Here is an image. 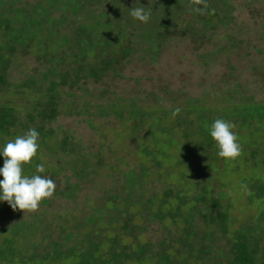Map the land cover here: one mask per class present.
Instances as JSON below:
<instances>
[{"label": "rangeland", "instance_id": "374dc122", "mask_svg": "<svg viewBox=\"0 0 264 264\" xmlns=\"http://www.w3.org/2000/svg\"><path fill=\"white\" fill-rule=\"evenodd\" d=\"M14 1L27 9L41 2ZM87 4L83 18L71 16L62 23V11L53 13L55 30L71 34L94 12L102 23L110 21L108 36L117 32L109 50L111 54L118 53L117 73L111 70L98 83L90 80L87 90L76 91L77 96H63L62 113L56 121L46 124L53 140L50 145L40 146L38 157L34 158L39 161L35 175L32 170L22 169L12 194L0 196V244L8 235L5 229L21 221H37L39 230L33 233L27 229L29 235L25 230V236L16 237L18 252L32 254V243H37L41 257L52 251L54 242H61L66 248L78 245L70 252L76 257V253L93 250L95 242H101L100 247L105 250L109 234L120 235L118 246L127 245L132 251L137 250L135 244L140 240L157 249L163 239L177 237L179 229L173 223L166 227L163 221L152 219L143 200L150 199L153 192L159 199L165 189H182L186 178L179 173L180 168L162 166L160 171L159 165L152 167L144 175L148 180L142 179L134 190L132 203H125L129 177L139 180L144 163L148 168L152 166L145 148L162 153L174 165L173 160L185 152V147L165 139L154 148L160 127L169 128L191 152L185 155L190 198L209 186L215 197L221 192L226 194L224 202L232 204L236 227L251 218L258 219L264 211V200H257L253 206L246 194L249 183L264 176V117L246 124L245 117L232 113L234 108L242 109L241 101L264 105V0H95ZM206 20L210 22L205 23ZM43 44L33 42L30 48L15 52L8 68L12 85L0 92V104L32 108V93H18L22 87L16 86L35 69L49 66V56L41 54L45 50ZM60 51L50 48L49 55L60 53L59 57ZM141 110L146 113L137 117ZM197 110L218 116L220 124L226 121L221 125L222 138L232 135H227L231 136V143L226 149L229 159L225 170L226 163L217 159L221 172L206 171L207 167L201 165L213 160L214 151L207 148L206 158L199 159L202 152L196 147L202 141L195 132H206L209 125L201 124ZM15 131L18 137L10 135L6 142L0 141V155L30 152L25 131ZM184 132L190 136L182 137ZM65 138L73 150L81 152V157L57 150L56 145ZM26 154L23 158L30 161ZM190 165L197 174L191 172ZM83 168L85 174H80ZM195 182L202 184L192 187ZM71 183L77 184V192L67 197L63 191ZM45 184L52 185L46 192ZM113 196L117 197L115 203L111 202ZM159 203L160 200L156 204ZM98 214L99 218L90 220ZM199 218L196 217V224L203 226ZM127 220L129 230L121 229ZM263 224L259 229L264 236ZM112 227L118 230H110ZM171 249L176 250L177 246Z\"/></svg>", "mask_w": 264, "mask_h": 264}, {"label": "trees", "instance_id": "16d2710c", "mask_svg": "<svg viewBox=\"0 0 264 264\" xmlns=\"http://www.w3.org/2000/svg\"><path fill=\"white\" fill-rule=\"evenodd\" d=\"M94 1L41 0L34 8L27 9L19 4L16 5L14 0H0V92L6 91L12 85L8 68L19 48H30L33 42L44 43L45 50L41 51V54L46 57L49 56L50 60L48 67L44 70L35 69L25 81L16 86L17 88L22 87L18 93H32L31 99L34 102L32 108L24 110L9 103L0 104V141H5L6 137L10 135L18 137L15 129L22 128L30 148V152L27 154L21 151L0 155V196L12 194L15 186H17L16 178L22 169L30 172L37 170L39 161L34 158L38 157L42 144L50 145L53 140L51 137L52 130L47 129L46 124L56 121L62 113L63 96H77L76 91L87 90V84L90 80L93 83H98L111 70L117 73L118 53L117 51L112 54L109 53V50L113 48L112 40H115L117 32H114L112 37L108 36L111 28L110 21L102 23L99 16L94 12L92 16L86 17L85 21L83 20L76 28L72 29L71 34H59L55 30L56 19H53V13L62 11L59 20L62 23L71 16L83 18L85 16L84 11H87V3ZM214 14L215 12L212 13V16H215ZM103 15L101 14V16ZM209 22L210 20L205 21V23ZM102 28L104 29L100 30ZM50 48L60 49L61 55L57 57L60 53H53V57L50 56ZM125 50L127 53L131 52L129 49ZM239 103L242 105V109L234 108L232 116L245 117L244 122L246 121V124L251 123L252 119L257 120V118L264 117L263 104L257 106L254 104V106L252 103L242 101ZM145 113L141 110L140 113H137V117ZM197 113L201 124L207 123L209 125L206 132L197 131L200 129L195 132V135L199 136L202 141L199 147H196V151L202 152L199 159L206 158L207 150L209 151L207 148L214 151L213 160L210 163H200L203 167H207L206 171L214 169L221 172L222 168L218 165L217 159L220 158L226 163L225 170L227 159H229L226 149L231 143L232 135L226 134V137L222 138L224 131L221 125L226 121L220 124L218 116H209L207 112L201 110ZM135 114L136 112H133V115ZM220 119L222 122L223 118L220 117ZM13 129L14 133H12ZM159 130V139L153 142L155 143L154 148L161 139H165L166 142L169 140L185 147V152L184 154L181 152L180 157L173 160L176 161L174 165L172 160H169L162 153L156 154L155 149L150 151V148V150L145 148V155L150 159L149 163L152 166L148 168L144 163L141 175L138 174L139 180L132 176L129 177L127 185L130 191L128 189V199H125V203L127 205L132 203L131 198H134L136 194L134 190L137 191L142 179L148 180L144 175L152 167L159 165L160 171H163L162 166L180 168L179 173L186 178L182 189H177L178 187L165 189L163 194L159 195L161 197L159 199L153 192L150 199L143 200L147 204L148 210L151 211L152 219L163 221L166 227L169 226V223H173L179 229L177 237L163 239L157 249L154 248L153 244L144 243L140 240L135 244V246L138 245L137 250H133V252L127 245L118 246L120 235L113 237L112 234H109V244L106 243L105 250L100 247L103 245L101 242H95L92 244L94 248L91 250L94 253L91 251L83 252L80 255L76 253V257L72 256L70 252L73 247L78 245L74 244L66 248L65 244L54 242L52 251L44 253L41 257L37 251L39 247L37 243H32V254L27 255L28 253H26L25 255L18 252L19 241H14L16 237L19 239L18 236L28 234L27 229H31L33 233L39 230L37 221L33 223L21 221L12 225L11 228L5 229L8 235L0 244V264H129L132 261L141 264H264V236L259 229L264 221V211L261 212L258 219L251 218L250 221L236 227L234 216L231 214L232 204L224 202L225 193L221 192L215 197L210 191L211 188L207 186L193 194V199L190 198L187 195L191 191L188 190L190 187L186 183L188 174H185V170L188 158L185 155L188 156L191 152L186 148V142L179 141L169 128L160 127ZM189 136L188 132H184L182 135L184 138ZM56 146L57 150L67 155L74 154L76 158L81 157V152L73 150L67 138ZM204 146L206 147L204 148ZM25 154L30 158V161L23 158ZM84 161L86 162L85 159ZM191 167H193L191 172L197 174V171L194 172L196 168ZM35 173L36 171H34V175ZM80 174H85L84 168ZM163 179L167 181L166 177ZM248 181L246 180L245 183ZM201 184L202 182H195L192 183V187L197 188ZM249 186L250 191L246 194V198L254 206L257 200L261 202L264 200V176L256 178L254 184L251 181ZM51 187L52 185L45 184L43 186L44 192ZM76 187L77 184L71 183L63 193L67 197H73L77 192ZM140 194L143 196L144 192ZM179 196L181 199H178ZM116 199L117 197L113 196L111 202L115 203ZM140 199L141 196L139 195ZM174 199H177L178 207H176L177 202H174ZM159 200L160 203L156 204ZM47 201L43 200L45 203ZM154 206L155 209H153ZM197 216L200 217L203 226L196 224ZM99 217L98 214L91 217L90 220ZM100 220L102 219L100 218ZM128 224L129 220L122 224L121 229L129 230ZM25 227L27 228L24 229ZM110 230L117 231L118 229L112 227ZM172 246H177V249L172 250Z\"/></svg>", "mask_w": 264, "mask_h": 264}]
</instances>
